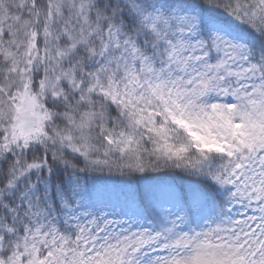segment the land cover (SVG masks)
Instances as JSON below:
<instances>
[{"label": "snow or ice", "instance_id": "snow-or-ice-1", "mask_svg": "<svg viewBox=\"0 0 264 264\" xmlns=\"http://www.w3.org/2000/svg\"><path fill=\"white\" fill-rule=\"evenodd\" d=\"M0 264H264V0H0Z\"/></svg>", "mask_w": 264, "mask_h": 264}]
</instances>
